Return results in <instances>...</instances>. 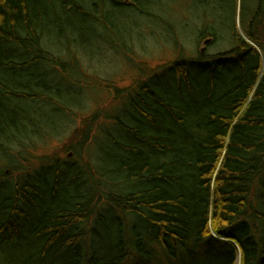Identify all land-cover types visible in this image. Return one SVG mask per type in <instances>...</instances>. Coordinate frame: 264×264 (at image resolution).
<instances>
[{"label":"trees","instance_id":"1","mask_svg":"<svg viewBox=\"0 0 264 264\" xmlns=\"http://www.w3.org/2000/svg\"><path fill=\"white\" fill-rule=\"evenodd\" d=\"M196 5V42L211 47L116 90L92 161L19 171L18 144L59 134L39 128L42 112L77 108L56 72L72 79L89 50L130 49L136 15L173 47L185 33L152 0H0V154L17 173L0 183V264H155L156 248L169 264H264V0Z\"/></svg>","mask_w":264,"mask_h":264},{"label":"rangeland","instance_id":"2","mask_svg":"<svg viewBox=\"0 0 264 264\" xmlns=\"http://www.w3.org/2000/svg\"><path fill=\"white\" fill-rule=\"evenodd\" d=\"M152 1L158 3L155 8L158 14L171 17L176 21L178 29L184 31L185 34H182L179 48L173 47L171 41L166 39L163 29L155 19L136 15L133 16V21L139 27H131L130 24L132 25V23H130L128 26L131 27L132 34H128L127 31L123 34L127 38V47L130 49L123 53L110 51L103 54L96 50H89L83 55L84 57L74 58V62L77 59L76 64L81 68V72L73 74L72 79L57 72L54 76H56L57 86H61L60 93H62L64 102L77 106V108H72L73 110L66 114L53 111L54 106H52L53 108H46L42 112V125L39 128L45 132H50V134L57 130L59 134H52V136L47 134L41 139L33 140L34 143L25 149L18 144V149L14 150V161H12L14 169H19V171L34 170L42 162L59 160L62 164L73 165L82 170L88 161H92L90 151L94 150L96 141L101 135L99 132L101 127L108 124L110 121L108 117L113 116L116 112L115 108L121 99L115 97L117 93L123 94L127 88L134 86L139 79L145 78L147 72L175 59L181 50L186 55L193 56L198 50L211 47L206 42L200 45L196 42L197 30L194 24L196 25L200 18V9L196 5L197 0ZM248 4L251 6L252 0H248ZM238 5L239 3L237 4L239 10L240 6ZM238 10L234 16L235 23L238 30L244 35ZM183 21L185 24L181 28L180 24ZM250 43L262 51L258 44L253 41ZM221 44L222 49L230 45L229 43L223 44V42ZM220 48L221 46L218 48L219 51H222ZM214 50L216 48L212 50L210 48L209 52H218V50ZM116 90L119 92L116 93ZM42 100L40 101L43 103ZM46 103L43 105L46 106ZM86 128L88 129L87 135ZM26 138L23 140L26 141ZM20 152L23 153V158L20 157ZM70 153H72L71 156ZM93 156L94 160H100V156L98 157L96 152L93 153ZM3 157L7 158L1 153L0 183H5L7 180L11 182V180H15L17 173L12 174L8 170L6 162L9 164L11 162L5 161ZM4 171L9 175L6 179L2 177ZM95 241L97 242V240ZM99 242L101 245L97 246H100L102 250L110 249V237ZM155 255V264L170 263L164 260L160 249L156 248ZM238 264H240V260Z\"/></svg>","mask_w":264,"mask_h":264},{"label":"water","instance_id":"3","mask_svg":"<svg viewBox=\"0 0 264 264\" xmlns=\"http://www.w3.org/2000/svg\"><path fill=\"white\" fill-rule=\"evenodd\" d=\"M72 155V153H70V156ZM237 264H238V262H237Z\"/></svg>","mask_w":264,"mask_h":264}]
</instances>
